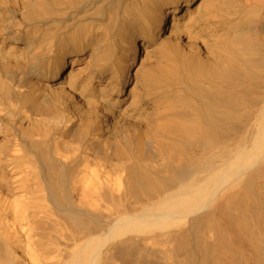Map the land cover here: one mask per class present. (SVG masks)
<instances>
[{
    "label": "bare ground",
    "instance_id": "obj_1",
    "mask_svg": "<svg viewBox=\"0 0 264 264\" xmlns=\"http://www.w3.org/2000/svg\"><path fill=\"white\" fill-rule=\"evenodd\" d=\"M0 264H264V0H0Z\"/></svg>",
    "mask_w": 264,
    "mask_h": 264
}]
</instances>
